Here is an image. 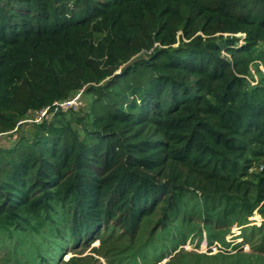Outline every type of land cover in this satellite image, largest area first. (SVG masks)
<instances>
[{"label": "trees", "instance_id": "16d2710c", "mask_svg": "<svg viewBox=\"0 0 264 264\" xmlns=\"http://www.w3.org/2000/svg\"><path fill=\"white\" fill-rule=\"evenodd\" d=\"M75 93L82 110L53 104ZM47 106L0 146V232L52 198L80 242L111 216H174L170 143L222 168L264 130V0H0V135Z\"/></svg>", "mask_w": 264, "mask_h": 264}, {"label": "rangeland", "instance_id": "374dc122", "mask_svg": "<svg viewBox=\"0 0 264 264\" xmlns=\"http://www.w3.org/2000/svg\"><path fill=\"white\" fill-rule=\"evenodd\" d=\"M84 107L83 99L75 109ZM50 115L35 112L19 119L0 135V146L8 147L21 133L28 135L33 122ZM263 135L264 130L254 135L248 149H237L233 162L222 168L190 165L180 155L182 143H170L162 167L166 179L185 177L179 189L182 205L174 216L159 205L132 230L119 215L111 216L91 239L80 242L71 235L66 205L52 198L45 210L11 224L10 233L0 232V264H264V204L259 200L264 194L259 180ZM52 249L59 251L57 258L50 259Z\"/></svg>", "mask_w": 264, "mask_h": 264}, {"label": "built area", "instance_id": "2783aa9c", "mask_svg": "<svg viewBox=\"0 0 264 264\" xmlns=\"http://www.w3.org/2000/svg\"><path fill=\"white\" fill-rule=\"evenodd\" d=\"M81 102L80 98H79V93H75L74 95L65 98L63 100H59V101H54L53 104L56 106H59L60 108H69L70 106H78L79 103ZM49 109V107H44L42 109H40L37 113H46L47 110ZM264 168V165H263Z\"/></svg>", "mask_w": 264, "mask_h": 264}]
</instances>
